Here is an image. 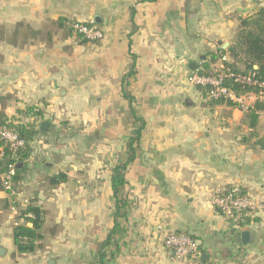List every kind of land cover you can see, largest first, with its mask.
<instances>
[{
    "label": "crops",
    "instance_id": "obj_1",
    "mask_svg": "<svg viewBox=\"0 0 264 264\" xmlns=\"http://www.w3.org/2000/svg\"><path fill=\"white\" fill-rule=\"evenodd\" d=\"M262 8L264 0H0V112L39 130L18 165L17 201L43 212L36 250L19 254L0 177V264H93L114 227L112 172L135 129L124 91L145 128L126 173L130 208L114 264H264V213L239 227L212 202L232 186L264 201V113L252 127L189 83L191 65L200 71L227 51L241 20ZM75 23H94L104 39L85 42ZM32 108L40 118L19 113ZM166 233L191 236L204 260L171 261Z\"/></svg>",
    "mask_w": 264,
    "mask_h": 264
},
{
    "label": "trees",
    "instance_id": "obj_2",
    "mask_svg": "<svg viewBox=\"0 0 264 264\" xmlns=\"http://www.w3.org/2000/svg\"><path fill=\"white\" fill-rule=\"evenodd\" d=\"M240 30L235 37L233 45L227 50H219L216 54H212L208 62L203 64V68L199 71L202 75H213L215 70V65L219 60L229 54L232 62L227 63V66L236 72L243 73H253L256 75L257 79L264 82V8H262L256 15L248 17L241 20ZM73 32V26L71 28ZM82 39V36L77 35ZM84 40V39H82ZM87 42L86 40H84ZM242 65L244 71L238 69V66ZM255 67L257 69H255ZM134 66H132L131 71L124 79L125 86H128V79L134 75ZM233 88L239 94H245L250 91L258 92L254 89L241 88L238 86H233ZM206 98V89L199 88ZM125 97L129 100L131 104V115L133 117V122L135 124V129L133 135L128 143V159L125 163L118 165L113 169L111 185L114 195V227L109 232L108 236L104 241H102L97 250L96 258L93 264H114L115 257L118 251L117 244V234L121 229L122 223L127 220L128 212L130 208V201L125 194L124 190L127 186L126 173L130 165L136 160V154L139 148L140 140L142 137L143 130L145 128V123L142 119L136 116V112L132 105L134 99L124 91ZM1 101V99H0ZM210 104H227L234 108L236 105L232 102L225 101H208ZM22 115H26L28 119L41 117V112H36L35 109H28L24 112H19ZM258 113H264V102H257L252 112L249 114L251 121V126L255 127L258 120ZM9 124V127L14 129L19 136L24 139L27 143V148L25 150L19 151L17 156L18 161L13 159V154L8 145L0 140V147L3 148V156L0 158V177L2 186V176L7 172L10 165L16 162L17 165V175L15 177V188L19 184L21 169H19V164L28 157L30 151V143L34 140L35 136L38 134L39 130L35 129L34 124H20L14 125L8 122L7 116L4 111L0 112V128ZM262 149H264V136L260 138L258 144ZM60 177H55L51 179V184H58ZM9 207V203H8ZM27 214H31L33 219H26L25 223L14 228V238L17 245V250L19 254L33 253L36 250V241L39 239L37 231L41 228L43 223V212L41 209L35 205L30 204L26 208H21L19 218L25 217ZM253 221L247 220L246 223L250 224ZM31 223L33 228H29L28 224ZM179 234V233H178ZM185 235V234H184ZM188 236V235H187ZM194 240L191 236H189ZM22 238H26V241H22ZM195 241V240H194Z\"/></svg>",
    "mask_w": 264,
    "mask_h": 264
},
{
    "label": "built area",
    "instance_id": "obj_3",
    "mask_svg": "<svg viewBox=\"0 0 264 264\" xmlns=\"http://www.w3.org/2000/svg\"><path fill=\"white\" fill-rule=\"evenodd\" d=\"M73 30L76 35L82 36V39L91 43L100 42L105 37L103 30L94 23H75ZM227 63H229L228 57H222L215 66L213 75H202L199 70L193 71L189 77V83L194 87L206 89V98L209 101L232 102L237 109L249 115L257 102H264V82L257 79L253 73L232 70L227 66ZM233 86L254 89L258 92L250 91L239 94ZM0 140L9 146L15 161L19 159L17 153L27 148L26 141L9 127V124L0 128ZM2 156L3 148L0 147V158ZM16 169L15 162L2 176V189L9 198V209L14 228L24 224L26 219H33L31 214L19 218L21 207L17 201L18 194L15 188ZM212 202L227 221L238 224L239 227L247 220L253 221L264 213V201L251 197L240 186L219 190L214 195ZM21 240L26 241L27 239L22 238ZM163 243L169 259L175 263L201 258L197 241L192 240L187 235L166 233L163 237Z\"/></svg>",
    "mask_w": 264,
    "mask_h": 264
},
{
    "label": "water",
    "instance_id": "obj_4",
    "mask_svg": "<svg viewBox=\"0 0 264 264\" xmlns=\"http://www.w3.org/2000/svg\"><path fill=\"white\" fill-rule=\"evenodd\" d=\"M193 71H195V69H196V65L195 64H192L191 65V67H190ZM257 69V68H256ZM48 127H49V123L48 122H43L42 124H41V126H40V130L41 131H47V129H48ZM241 241H242V244L243 245H249L250 244V242H251V234H250V232H248V231H244V232H242V234H241ZM205 256V255H204ZM204 256H202V260H204Z\"/></svg>",
    "mask_w": 264,
    "mask_h": 264
}]
</instances>
